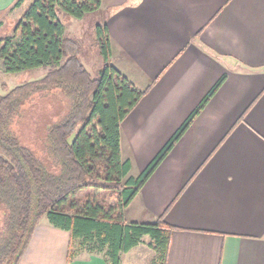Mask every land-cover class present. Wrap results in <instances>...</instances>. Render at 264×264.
I'll return each mask as SVG.
<instances>
[{"label":"crops","instance_id":"1","mask_svg":"<svg viewBox=\"0 0 264 264\" xmlns=\"http://www.w3.org/2000/svg\"><path fill=\"white\" fill-rule=\"evenodd\" d=\"M17 1L0 0V10ZM100 13L110 63L144 92L120 124L130 177L226 76L125 221L174 227L165 264H264V0H103ZM69 244V232L43 219L19 264H108L88 253L69 262ZM141 246L121 264H139Z\"/></svg>","mask_w":264,"mask_h":264},{"label":"trees","instance_id":"2","mask_svg":"<svg viewBox=\"0 0 264 264\" xmlns=\"http://www.w3.org/2000/svg\"><path fill=\"white\" fill-rule=\"evenodd\" d=\"M102 1L33 0L14 35L0 40V66L5 73L48 69L42 79L0 97V207L4 215L0 264H19L43 218L69 232V262L88 253L104 257L108 264H121L124 254L146 244L145 237L155 252L154 264L166 262L174 227L162 217L153 224L128 223L124 212L226 76L143 172L130 177L132 164L121 154L120 124L144 92L110 63L107 24L96 25L105 65L93 77L80 58V42L66 35L60 20L62 13L82 19L98 12ZM39 94L58 97L64 104L63 112L46 129L45 153L52 169L21 142L13 128L24 105ZM91 190L99 193L93 196Z\"/></svg>","mask_w":264,"mask_h":264},{"label":"rangeland","instance_id":"3","mask_svg":"<svg viewBox=\"0 0 264 264\" xmlns=\"http://www.w3.org/2000/svg\"><path fill=\"white\" fill-rule=\"evenodd\" d=\"M33 0H18L12 7L0 10V40L14 35L18 21ZM21 3L23 7L15 6ZM15 6V7H14ZM100 10L86 15L82 19L74 18L62 13L60 20L65 26L66 35L78 40L82 47L81 60L93 77H97L105 65L101 56L96 37V25L104 20ZM48 69L36 68L18 73H5L0 66V97L19 85L42 79ZM64 110V104L60 98L44 97L39 94L27 102L13 126L21 142L31 148L52 169L45 153V140L47 126L56 121ZM99 191L91 190V195ZM106 197L108 194H105ZM110 202H114L109 199ZM46 220V218H43ZM42 219V220H43ZM4 225L3 210L0 207V230ZM145 240L144 246L135 251L134 257L139 259V264H154L155 252L149 249ZM125 264H129L127 261Z\"/></svg>","mask_w":264,"mask_h":264}]
</instances>
